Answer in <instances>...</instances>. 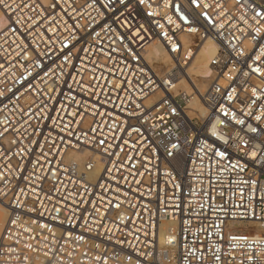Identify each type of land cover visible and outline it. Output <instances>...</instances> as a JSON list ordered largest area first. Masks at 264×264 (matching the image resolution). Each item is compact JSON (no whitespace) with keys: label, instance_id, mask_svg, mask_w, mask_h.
Masks as SVG:
<instances>
[{"label":"built area","instance_id":"built-area-1","mask_svg":"<svg viewBox=\"0 0 264 264\" xmlns=\"http://www.w3.org/2000/svg\"><path fill=\"white\" fill-rule=\"evenodd\" d=\"M0 11V264H264L263 0Z\"/></svg>","mask_w":264,"mask_h":264},{"label":"bare ground","instance_id":"bare-ground-1","mask_svg":"<svg viewBox=\"0 0 264 264\" xmlns=\"http://www.w3.org/2000/svg\"><path fill=\"white\" fill-rule=\"evenodd\" d=\"M46 2L47 0H43ZM264 1V0H263ZM7 21L2 12L0 11V28L6 25ZM189 40L190 38L187 37ZM218 46L216 42L212 39H207L198 49L197 55L194 60L190 64L189 67V75L194 76V80L199 92L204 93L209 85V78L212 76L210 61L217 54ZM147 58L150 61L157 62V68L160 71H163L166 67H170L172 65V61L168 53L162 44L158 42L152 43L148 47V55ZM178 87L189 90L188 85L185 81H180ZM191 108L195 111L199 112V116L202 119H205L208 116L207 110L203 107L198 99H195L191 104ZM8 218V210L7 208L0 203V237L2 231L5 227L6 221Z\"/></svg>","mask_w":264,"mask_h":264}]
</instances>
